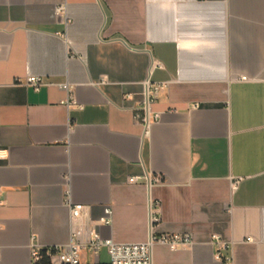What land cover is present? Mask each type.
Here are the masks:
<instances>
[{"label": "crops", "instance_id": "0c3cea01", "mask_svg": "<svg viewBox=\"0 0 264 264\" xmlns=\"http://www.w3.org/2000/svg\"><path fill=\"white\" fill-rule=\"evenodd\" d=\"M0 49V264L70 242L68 189L94 220L112 207L97 229L117 243L149 239L159 199L155 234L195 244L154 264H264V0H0ZM32 75L40 91L15 84ZM148 81L168 87L146 130Z\"/></svg>", "mask_w": 264, "mask_h": 264}, {"label": "built area", "instance_id": "2783aa9c", "mask_svg": "<svg viewBox=\"0 0 264 264\" xmlns=\"http://www.w3.org/2000/svg\"><path fill=\"white\" fill-rule=\"evenodd\" d=\"M66 13V4L57 6V16L62 17ZM159 66L163 67L162 64H159ZM241 79L243 81L249 80L247 76H243ZM15 84L31 87L35 91H40L46 85L43 77L40 75H32L25 79H19ZM58 86L68 92L72 89V85L68 82L59 84ZM167 87L168 83H152L150 81L146 83L144 105L138 114V120L146 130L153 121L161 119V113L152 111L151 105L156 101L160 91ZM61 104L67 107L76 105L80 109H84L72 95L63 100ZM4 156L5 151L0 150V159ZM141 179L142 177H132L129 181L130 183H137ZM144 179H146L149 187L164 183L163 178L159 175H145ZM241 180L242 178H238L236 183ZM66 194V203L71 209V219L74 225L70 242L66 245L49 247L45 250L36 249L33 253V261L36 264L43 263L45 259H47L46 262L49 264H83L85 253L99 256L102 250H106L109 255V264H154V248L156 245H165L172 251H179L180 249L191 248L195 244L194 236L190 233L155 234V226L161 221L159 214L161 201L159 199L150 198L151 235L149 239L143 243H117L113 239L104 238L97 229L98 225L111 226L113 224L112 207H105L103 214L97 220H94L90 206L74 204L71 200L69 189L66 191ZM211 243L216 246V258L220 260L224 258V251L233 248V243L224 241L219 235H213Z\"/></svg>", "mask_w": 264, "mask_h": 264}]
</instances>
